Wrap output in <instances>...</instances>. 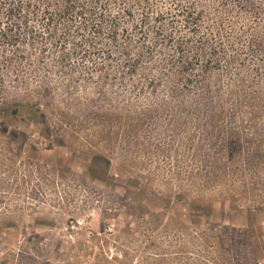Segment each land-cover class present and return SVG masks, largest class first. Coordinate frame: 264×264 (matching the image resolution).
I'll use <instances>...</instances> for the list:
<instances>
[{
  "label": "rangeland",
  "instance_id": "rangeland-1",
  "mask_svg": "<svg viewBox=\"0 0 264 264\" xmlns=\"http://www.w3.org/2000/svg\"><path fill=\"white\" fill-rule=\"evenodd\" d=\"M122 1L136 19L141 7L167 13L176 37L188 35L187 16L200 14L211 45L243 53L264 100V0ZM55 13L11 19L67 39L48 43L43 60L40 46L0 47L26 53L0 64V116L27 102L38 111L0 124V264H264V109L243 107L256 125L232 124L236 140L226 139L229 124L218 117L231 106L212 115L193 106L200 97L129 94L118 45L111 81L90 79L91 62L72 56L70 83L57 57L62 47L74 52V29ZM10 33L27 39L23 27ZM162 101L180 104L152 105Z\"/></svg>",
  "mask_w": 264,
  "mask_h": 264
},
{
  "label": "trees",
  "instance_id": "trees-1",
  "mask_svg": "<svg viewBox=\"0 0 264 264\" xmlns=\"http://www.w3.org/2000/svg\"><path fill=\"white\" fill-rule=\"evenodd\" d=\"M143 1L148 2V0ZM142 3L144 2L138 5ZM113 5L122 7L125 3L122 0H33L32 4H24L23 0H0V47H19L26 43L27 46H40L36 60H43L48 43L52 47L65 46L61 44H65L67 39L55 36L53 29L43 33L29 26L27 22H24V25L11 23L12 18L13 20L21 18L24 21L25 16L29 14L35 17L39 14L46 17L51 10H54L58 12L55 14L70 18L68 22L72 25L75 34L72 40L74 52L66 53L65 47H62L63 49L60 50L62 55L57 57L59 59L58 73L61 78L70 83L74 82L75 69L68 65L72 56H75L83 61L91 62L89 72H86L90 79L111 81L113 76L108 71V67L117 63L113 49L118 45L119 54L122 57L121 67L124 69L123 74L128 83L129 94L136 95L138 98H144L147 95L155 99L162 96L159 92L163 89L171 99L183 98L188 94V96L202 98L201 105L193 103V106H205L212 115L217 114L216 109L225 111L226 107L231 106V113L225 117L226 119L218 117V121L222 124L224 122L229 124L227 128L230 130L232 124L241 123L243 127L245 123L249 126L256 125V119L245 120L242 117L250 116L252 113L241 111L243 107L253 110L264 109L262 91H258L253 86L254 83L249 80L248 72L242 69L245 56L243 53L234 51L231 44L228 45L233 52L231 56L226 55L222 47L211 45L214 31L210 26L203 27L200 14L193 13V16H187L184 22L188 35L176 37L172 30L169 31L172 27L167 28L164 25L167 13L151 17L153 13L150 12V7H141L139 17L136 19L130 6L123 9L120 7L119 12L113 13L111 10ZM26 10H30L31 13H26ZM121 18L131 24L128 27H121ZM12 27H23L27 39L11 34ZM200 30L205 32L202 31V36L197 41L192 40L193 34L201 33ZM227 36L231 37V35ZM25 54V51L16 49L11 55H6L2 51L0 64L14 63L17 59H24ZM147 65L149 68H146ZM231 68H236L235 73L230 72ZM225 75L228 76V82L225 86L226 93L223 94L222 85ZM71 87L73 88L69 85L67 89L70 90ZM89 89L87 87L85 91ZM97 94L105 100L102 89H99ZM169 103L180 104L162 101L160 104L152 102V105L160 106ZM25 109L38 113L35 105L27 102L21 104L19 108H13L11 114L7 115L15 118ZM1 112L4 113L6 110ZM7 115L0 116V124L5 122ZM225 138L236 140L232 130Z\"/></svg>",
  "mask_w": 264,
  "mask_h": 264
}]
</instances>
